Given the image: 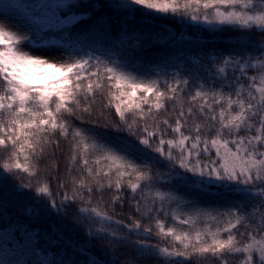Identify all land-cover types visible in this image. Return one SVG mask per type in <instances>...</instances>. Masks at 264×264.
<instances>
[{"label": "snow or ice", "instance_id": "obj_1", "mask_svg": "<svg viewBox=\"0 0 264 264\" xmlns=\"http://www.w3.org/2000/svg\"><path fill=\"white\" fill-rule=\"evenodd\" d=\"M12 7L0 11V188L23 176L14 187L33 192L32 214L42 201L56 215L71 210L87 237L81 250L93 239L130 249L135 258L120 264H264V0ZM81 8L122 12L100 18L105 30L118 25L120 38L77 30L90 18ZM137 13L188 22L192 35L181 43L231 48L145 67L128 48L144 38ZM224 32L241 35L223 40ZM61 140L67 162L54 196L40 163ZM117 206L130 214L118 218ZM29 254L57 264L35 247ZM86 264L116 261L91 256Z\"/></svg>", "mask_w": 264, "mask_h": 264}, {"label": "trees", "instance_id": "obj_2", "mask_svg": "<svg viewBox=\"0 0 264 264\" xmlns=\"http://www.w3.org/2000/svg\"><path fill=\"white\" fill-rule=\"evenodd\" d=\"M2 1H18L22 5L36 7L39 3L49 6L51 3L61 0ZM76 11L78 15H90L89 19L82 21L77 30L81 28L88 30L99 41H104L105 31H107L109 40H118L120 38L118 25L112 24L105 30L103 21L100 18L111 16L115 20L117 16L122 15V12L110 11L109 9L101 10L100 8H96L95 10L81 8ZM128 19L131 24V19ZM135 27L143 30L144 38L142 41H130L128 48L131 57H134L138 64L144 65L145 67H158L166 62L174 63L180 60V58H182L181 62H193L197 58L196 53H200L203 56L204 53L211 55L213 50H220L227 54L231 48V45L222 42L208 43L203 48H200L190 41L181 43L179 41L181 35H192L188 22L182 20L161 18L142 21L140 14L137 13ZM93 29L94 32L92 31ZM219 35L223 40H227L231 37L241 35V33L224 32ZM175 37L177 38L175 43L169 41L170 39H175ZM53 38L57 39L56 37H52L51 39ZM181 39H187V37H181ZM253 39H258V37L254 35ZM169 70L171 71L172 69ZM189 70L196 71V69L192 68L191 63H189ZM106 102L107 94L103 98L98 97L97 108H101ZM103 110L105 116L114 121L116 120L114 111L111 109ZM95 115L96 113H94ZM75 123L77 126L80 125L79 121H75ZM85 123H90V121L86 120ZM67 152L68 145L61 140L60 147L55 148L53 146L49 148L46 158L40 163V175L47 177L54 196L58 192L59 182L64 178ZM17 180L26 182L23 176H14L7 181V184L3 188H0L1 229H11L17 223L16 232L32 233L37 240L36 246L42 255L57 262V264L60 261H63L64 264H86V261L91 256L98 257L102 261L115 260L116 264H120V261L135 258V254L130 249L121 248L111 245L107 241L101 242L95 239L91 241L90 248L82 251V246L85 245L87 237L85 236L83 228L73 223L70 219L73 214L72 211H69V217L56 215L47 209L46 201H42L37 205L38 214H32L29 209L34 204L33 192L14 187ZM104 198L105 200L109 199V194L106 193ZM108 211L111 213L112 210L108 209ZM130 212L131 209L127 207L122 210L117 206L113 214L118 218H126ZM107 248H111L115 256L105 255L104 250ZM192 264H198V260L193 258Z\"/></svg>", "mask_w": 264, "mask_h": 264}, {"label": "rangeland", "instance_id": "obj_3", "mask_svg": "<svg viewBox=\"0 0 264 264\" xmlns=\"http://www.w3.org/2000/svg\"><path fill=\"white\" fill-rule=\"evenodd\" d=\"M61 2L62 1L54 2L51 5L55 6ZM17 4L22 5L17 1L8 2L0 0V11L5 10L6 6L9 11H12V6ZM36 7H40L41 9L47 11V6H44L42 3H39ZM47 15L51 18L52 13L47 12ZM51 40L56 41L54 38ZM16 229L17 223H15L11 229L0 228V264H15L16 261L21 259L29 261V264H35V260L37 258L29 254V250L33 247L39 251L36 246L37 240L35 236L32 233L16 232ZM9 234H11V237Z\"/></svg>", "mask_w": 264, "mask_h": 264}]
</instances>
